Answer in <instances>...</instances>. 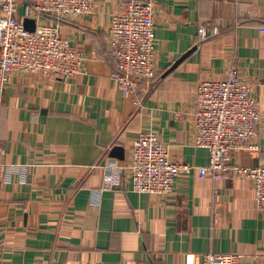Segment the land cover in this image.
<instances>
[{"label":"crops","instance_id":"0c3cea01","mask_svg":"<svg viewBox=\"0 0 264 264\" xmlns=\"http://www.w3.org/2000/svg\"><path fill=\"white\" fill-rule=\"evenodd\" d=\"M129 1L97 0L92 13L60 22V34L86 57L80 74L13 72L8 79L0 106L7 169L0 175V264H194L208 251L264 264V214L254 207L250 180L199 177L207 154L192 143L196 81L223 77L234 65L252 82L249 95L263 118L232 163L264 165V0H153L158 75L121 89L105 34L112 13ZM29 6L21 0L18 18L29 17ZM200 25L210 36L197 46ZM145 130L194 170L164 196L133 191L127 172L104 188V166L126 160ZM113 146L124 159L109 155Z\"/></svg>","mask_w":264,"mask_h":264},{"label":"built area","instance_id":"2783aa9c","mask_svg":"<svg viewBox=\"0 0 264 264\" xmlns=\"http://www.w3.org/2000/svg\"><path fill=\"white\" fill-rule=\"evenodd\" d=\"M21 0H0V106L8 79L13 72L38 74L61 79L80 74L86 57L60 34V21L88 15L97 0H30L25 13L35 21L34 31L24 28L17 11ZM153 0H131L113 12L105 34V48L116 62L114 76L121 89H136L139 83L150 84L158 75ZM216 32L212 31V34ZM210 33L198 26L196 45ZM252 82L244 80L231 65L223 77L200 78L194 88L192 112L196 147L205 149L207 163L198 166L199 177L212 180L246 177L251 182L254 207L264 214V165L240 166L232 163V154L250 142L255 125L263 115L256 100L250 97ZM249 148L256 146L249 144ZM0 157V175L4 170ZM194 165L173 160L153 131H140L123 162L104 166V188H112L127 172L133 191L164 196L170 194L178 177L189 174ZM242 253L208 251L194 264H249Z\"/></svg>","mask_w":264,"mask_h":264},{"label":"water","instance_id":"95a60500","mask_svg":"<svg viewBox=\"0 0 264 264\" xmlns=\"http://www.w3.org/2000/svg\"><path fill=\"white\" fill-rule=\"evenodd\" d=\"M22 23L24 25V28L28 31H34L35 29V21L33 18H29V17H25L22 20ZM194 49V47L189 50L188 52H186V54H184L183 56H181L180 58H178L173 64L172 66L167 70L166 73L170 72L172 69H174L177 64L179 63V61H181L186 55L187 53H189L190 51H192ZM165 73V74H166ZM109 155L112 157H116L119 159H124V153H123V149L120 146H113L109 152Z\"/></svg>","mask_w":264,"mask_h":264},{"label":"trees","instance_id":"16d2710c","mask_svg":"<svg viewBox=\"0 0 264 264\" xmlns=\"http://www.w3.org/2000/svg\"><path fill=\"white\" fill-rule=\"evenodd\" d=\"M61 22V21H60Z\"/></svg>","mask_w":264,"mask_h":264}]
</instances>
